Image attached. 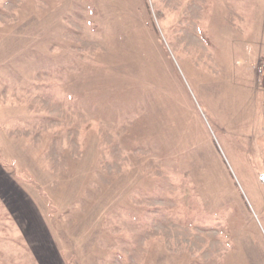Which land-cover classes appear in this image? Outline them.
Masks as SVG:
<instances>
[{
  "label": "rangeland",
  "instance_id": "rangeland-1",
  "mask_svg": "<svg viewBox=\"0 0 264 264\" xmlns=\"http://www.w3.org/2000/svg\"><path fill=\"white\" fill-rule=\"evenodd\" d=\"M263 67L264 0H0V264L9 183L56 264H264Z\"/></svg>",
  "mask_w": 264,
  "mask_h": 264
},
{
  "label": "crops",
  "instance_id": "crops-1",
  "mask_svg": "<svg viewBox=\"0 0 264 264\" xmlns=\"http://www.w3.org/2000/svg\"><path fill=\"white\" fill-rule=\"evenodd\" d=\"M8 187L10 191L12 192L11 197L8 198V203L10 205H18L17 210L18 212H20L17 222H13L15 223L14 227H16L17 229V224L19 223H25L27 225V228H30L32 227L31 225H33V227L36 229L35 232L37 231V233L35 232L33 233V230L27 229L26 237L28 239L29 238L34 239V240H31V244L34 243L36 247L43 253L45 259L47 258V260H49V261H46L44 264H56L52 261L51 251L49 250V247L52 246L53 244L51 240L49 239V237L44 232V229L42 226V223H44V220L40 212H38L39 210L35 205L34 199L28 195H27L28 197H26L27 200L23 198L22 195L16 189H14L15 188L14 184L12 185L9 183ZM26 213H28V216L24 217ZM16 229L14 228V231H16ZM47 250H49L48 253H47Z\"/></svg>",
  "mask_w": 264,
  "mask_h": 264
},
{
  "label": "built area",
  "instance_id": "built-area-1",
  "mask_svg": "<svg viewBox=\"0 0 264 264\" xmlns=\"http://www.w3.org/2000/svg\"><path fill=\"white\" fill-rule=\"evenodd\" d=\"M262 68V67H261ZM264 68V67H263ZM262 70V69H261Z\"/></svg>",
  "mask_w": 264,
  "mask_h": 264
}]
</instances>
